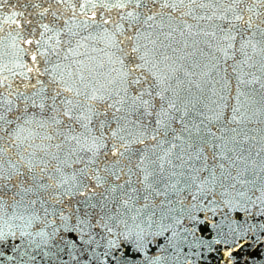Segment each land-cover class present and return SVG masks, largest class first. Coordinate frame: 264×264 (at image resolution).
I'll return each instance as SVG.
<instances>
[{
  "label": "water",
  "instance_id": "obj_1",
  "mask_svg": "<svg viewBox=\"0 0 264 264\" xmlns=\"http://www.w3.org/2000/svg\"><path fill=\"white\" fill-rule=\"evenodd\" d=\"M107 2L0 0V264H21V256L23 264H111L91 257L126 232L108 219L118 210L138 216L152 239L150 250L124 264H226L225 248L242 237L247 244L231 264H264V6L242 0L235 10L259 28L233 29L230 41L220 31L229 25L217 17L232 16L231 0H147L123 10L102 7ZM121 11L141 16L130 27ZM147 15L153 20L145 24ZM161 53L169 57L163 63ZM133 64H144L150 82L158 72L163 97L175 101L163 125L132 100L146 85L124 91L122 72ZM56 91L85 119L63 116L66 105L51 111ZM168 99L156 97L153 113ZM13 213L39 219L26 224ZM79 218L96 225V240L107 239L82 244L77 260L29 243L45 221ZM22 230L32 235L21 237Z\"/></svg>",
  "mask_w": 264,
  "mask_h": 264
},
{
  "label": "snow or ice",
  "instance_id": "obj_2",
  "mask_svg": "<svg viewBox=\"0 0 264 264\" xmlns=\"http://www.w3.org/2000/svg\"><path fill=\"white\" fill-rule=\"evenodd\" d=\"M153 3L156 2V0H152ZM195 0H193V3ZM242 2V0H231V4L229 5L227 11H232V16H218L217 19L226 20L227 24L229 25L227 31L220 27L221 32H225V39L230 41H235L236 37L232 35L233 29H238L240 26L246 25L247 29H253V28H259V25L253 20L252 15H249L247 19H245V16L242 14V12H238L235 9L239 7V4ZM260 3L262 6H264V0H260ZM147 4V0H108L107 3L102 4V7L111 10V9H117V10H123L130 6H135V8L139 9L142 7H145ZM163 7H173L175 8L176 5H169L167 3H164L162 5ZM200 7H205V4L199 5ZM95 7V5H93ZM251 11V9H249ZM16 14L13 13V16ZM141 16L140 12H120V18L121 20H129L130 21V27L133 26L132 22H138L139 18ZM203 19V17H201ZM153 20L152 15H147V18L144 20V23L147 24L148 21ZM93 23L94 17L92 18ZM110 22L109 19H103L102 24H108ZM114 22V21H113ZM264 23V21H262ZM84 24L86 27H91L92 25L89 23V21L85 20ZM98 28L101 25H96ZM151 27V25H149ZM45 28L47 26L45 25ZM116 31H120V26L117 24ZM139 31V29H137ZM255 35V34H253ZM260 35L264 37V30L260 31ZM27 43H31V41H26ZM112 43L115 45L116 41H112ZM122 43V42H121ZM152 43H155L153 41ZM249 44H251L252 49L255 51L257 45L252 43L251 41H248ZM229 47H232L231 44L228 45ZM133 51H137L136 48H133ZM264 51V49H262ZM247 54V53H245ZM162 59L159 61L160 63H163L164 61H167L169 57L163 53L160 54ZM33 61L36 60V57H32ZM140 60L144 61V64H148L149 61L145 60L143 56L139 58ZM144 64H133L131 67L125 66L123 72H122V81H123V88L124 91L127 93L128 89L132 86L136 85H146L145 87H140L137 89L138 94L132 97L133 102L139 101L140 107L144 109L142 115L144 116H151L153 114L156 115V124L157 125H163L164 121L160 119L161 116H169V109L175 108L176 104L175 101L172 99H168L166 97H163V93L160 90V85L164 81L162 78L158 75L159 71H162L161 69H158L157 62L153 61L151 62L152 68H157L158 72H151L150 75L152 76V81H148L147 77L143 76V70H144ZM33 69L29 68L28 71L31 72ZM45 71L47 72L48 69L45 68ZM136 72H140V75H135ZM83 80L84 77H81ZM171 87V86H170ZM65 91H71L70 88H65ZM164 91H167V89H164ZM77 94H79V91L77 90ZM21 96H23V93H20ZM149 97V99H145V97ZM61 93L60 91H56L54 95L50 97L51 103L47 105V107L53 111L57 112V109L59 105H66L63 109V116L68 117V119L71 121L73 119H76L78 122L85 119L84 113H80L79 115H74L75 105L73 104V101L66 98H60ZM156 97H161L162 99H168V108H164V105L161 104L160 111L153 113V109L155 107L154 100ZM58 98H60L58 100ZM92 99H95V96L92 97ZM10 103V101H9ZM33 104H36V101H33ZM42 109L45 107L44 104L39 105ZM0 107H2V104H0ZM109 108L114 107V105H109ZM116 111L119 112L120 109L116 108ZM139 111V109H137ZM60 113L57 112V115ZM99 115V114H97ZM4 117L0 115V121H2ZM51 119L59 124L62 121L57 119L56 116H52ZM89 119V123H91V118ZM183 118L181 117V120ZM84 127H87V125H83ZM0 131H2V126H0ZM115 147V146H114ZM120 155H123V153H120ZM81 173H84V170H81ZM97 181H99V177H96ZM67 182V181H65ZM34 203V202H33ZM2 208V206H0ZM125 209H128L127 202H125ZM131 211H135L132 209H128ZM45 215L47 216L48 213L45 212ZM14 218H19L22 221H25L26 224H32L35 220L39 219L35 216V214H30L25 216L24 214H19L17 216V213H13ZM104 218H101V221ZM109 220H116L119 219L126 228L125 233H121L115 240H107L108 244V250H106L103 253L97 254L93 251L92 259L99 260L100 256H104L107 258L111 264H124V261L126 260H133L136 257L140 256L142 253L150 250L152 245V239L151 235L147 234L143 228L140 227V224L142 221L139 219L138 216L132 215L127 216L126 213L117 212V215L108 217ZM129 220H131V225L129 224ZM101 221H97V224H101ZM96 225H93L89 220L79 218L76 223H71V221H66L60 226H56L48 221H45V229L39 230L35 233L34 238L29 243H35L36 248L39 249L42 246L45 248H52L56 247L58 249L56 256L60 257L61 252H66L70 260H77V252L83 251V249L80 248L82 244L91 246L92 244H95L97 246H100L101 240H106V237H101L100 240H96L94 238V234L91 233L90 229L95 227ZM101 226L106 230L108 235H112L113 228L109 226L108 223H103ZM51 228L52 231L49 232L46 229ZM61 230L66 235H60ZM72 235H67V234ZM3 235H8L7 233ZM12 235H15V233H12ZM26 235H32L31 233H26L23 230L20 232V236L24 237ZM36 237L39 238L40 242H36ZM57 237H59V241L57 242ZM227 243V242H225ZM60 244L63 245V247H60ZM247 244V238H237L234 239L231 244L228 245V247L224 250V258L226 261V264H231L232 260L234 259L233 253L239 252L243 250V248ZM18 247V246H17ZM131 253V255H129ZM25 255H29L30 259H35L34 256H31L27 250H25ZM45 255H50V253L46 252ZM11 259V257H10ZM21 264H23V256H21ZM62 259V257H61ZM66 264V262H65Z\"/></svg>",
  "mask_w": 264,
  "mask_h": 264
}]
</instances>
